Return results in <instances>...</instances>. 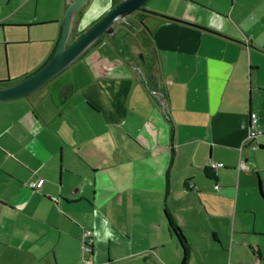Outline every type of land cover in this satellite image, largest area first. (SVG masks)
I'll list each match as a JSON object with an SVG mask.
<instances>
[{"label":"crops","instance_id":"1","mask_svg":"<svg viewBox=\"0 0 264 264\" xmlns=\"http://www.w3.org/2000/svg\"><path fill=\"white\" fill-rule=\"evenodd\" d=\"M120 1L90 0L77 14L75 36ZM186 1L222 20L204 19L195 6L166 13L178 19L147 16L152 32L139 26L149 42L141 58L127 43L128 25L118 23L119 36L103 41L113 48L88 49L63 82L54 81L57 74L28 95L0 100L15 106L12 124L0 117V264H80L86 226L95 236L86 264H180L183 249L166 209L190 244L188 264H264V229L239 196L241 188L253 195L254 176L261 194L264 0H223L224 9L214 0ZM122 41L130 50L124 55ZM84 99L94 114L80 121L73 106ZM251 112L263 130L253 140ZM6 130H14L12 146ZM242 158L246 170L238 168ZM39 178V187L30 186ZM240 212L254 213V223L238 227ZM42 236L50 238L37 248Z\"/></svg>","mask_w":264,"mask_h":264},{"label":"rangeland","instance_id":"2","mask_svg":"<svg viewBox=\"0 0 264 264\" xmlns=\"http://www.w3.org/2000/svg\"><path fill=\"white\" fill-rule=\"evenodd\" d=\"M214 1L215 4L220 6L222 9L225 8L223 0ZM221 1L223 4L219 3ZM66 4V0H0V80H7L13 77L16 78L21 73L33 71L40 64H43L44 60H46L47 54L51 50L53 42L52 38H54L58 34H56V31H59L61 24H63V8ZM144 6L149 10L164 12L168 14L176 12L174 11L176 9L180 12H182L183 9L186 11H191L192 9H195V6L197 11L202 12L201 16L204 19H207V17L211 14L215 15L213 12H211L210 9H205L198 5L193 6L186 0H148ZM106 9L107 8L103 6L100 11L102 12ZM179 11L178 13H180ZM221 15V13L215 15V17H218V21L222 20ZM142 16L143 13L141 12V10H138L128 16V32L127 36L125 35L127 43L131 44L132 51L136 54L134 57L139 56L140 58V53L146 52L145 49L148 46L147 43H149L148 41L145 43V39L142 36L143 33H140L139 26L144 28L146 26L141 22ZM150 16L151 15H149L148 18H150ZM181 17L187 19L184 16ZM96 20L98 21L99 19ZM102 37L107 36L104 35ZM75 38V36H72L69 42H72ZM105 39L106 38L100 40L94 46H92L89 49V52L96 49L106 51L111 50L113 48L112 46L103 43V41H106ZM102 45L105 46L103 47ZM120 45L121 46L118 47L116 46L118 53L124 55L123 48H125L126 51H128L129 49H126L123 41ZM112 57H114L113 59H116V57L118 56ZM140 58H138V60ZM80 59L74 61L71 65H73L74 67L79 65L81 66L80 63H82V60ZM69 69L70 65L65 68L60 74H58L57 78L54 81L57 83L63 82L67 73L69 72ZM74 98L75 99L72 101L73 103L78 100L76 96H74ZM4 106H6V109L4 108ZM73 109H76L75 113L79 117H81L80 121H83L90 117L91 114H94L90 103H88L85 99L83 100V102H77V104L73 106ZM14 111L15 106H13V104L0 103V117H3L2 120L4 121V125L12 124L11 117L14 115ZM1 112L3 113V115L1 114ZM2 120L0 119V122ZM103 129L104 127L101 125L97 127V130L95 131H102ZM71 130H73V128ZM7 132L8 130H6L3 134H6ZM14 135V130H11V135L9 134V132L5 135L7 137V140L9 139V143L11 146L14 144ZM257 160L259 164L258 171L259 177L261 179V188L264 192V150L260 151ZM254 178L256 180L257 187H255L253 195H246L247 192H242L241 188L239 190V196H241V203L244 200H247V203L244 204L255 210L257 215L256 225L264 229V200L261 198L257 177L254 176ZM3 190L10 191L5 187ZM244 197L246 199H243ZM191 199L194 201L193 198ZM195 202L196 201H194L193 204ZM239 214L244 215V220L238 221V227H241L242 225H248V223L250 222H252V224L254 223V213L252 214L253 218L250 217V215L247 213L240 212ZM40 225L41 224L39 223L38 226L40 227ZM219 226L221 227V230L225 231V233L227 234L228 228L231 226V223L227 218L223 217V219H221V221L219 222ZM85 229L89 228L86 226ZM38 236H40V234ZM50 236H47L45 238L42 236L40 239H38L36 245L39 243L40 244L37 248H44V243L47 238H50ZM81 253L82 262L80 264L89 263L87 262V259L90 256L88 254H85L83 251ZM193 264H197V262L195 261L193 262Z\"/></svg>","mask_w":264,"mask_h":264},{"label":"water","instance_id":"3","mask_svg":"<svg viewBox=\"0 0 264 264\" xmlns=\"http://www.w3.org/2000/svg\"><path fill=\"white\" fill-rule=\"evenodd\" d=\"M147 1L121 0L91 27L76 37L74 30L77 14L89 4L90 0H66L67 8L63 18V29L54 54L35 72L12 83L0 85V100L21 97L37 90L80 58L102 36L115 34L117 24L138 10L178 19L164 12L145 8L144 5ZM72 36L76 38L69 42Z\"/></svg>","mask_w":264,"mask_h":264},{"label":"built area","instance_id":"4","mask_svg":"<svg viewBox=\"0 0 264 264\" xmlns=\"http://www.w3.org/2000/svg\"><path fill=\"white\" fill-rule=\"evenodd\" d=\"M154 93L156 94V96H160L161 94H159L157 91H154ZM163 96V95H162ZM248 136L247 139L249 140H253L256 137H258L259 135L263 134V130L258 127V116L256 112H251L250 113V119L248 122ZM245 143H243L244 145ZM242 145V146H243ZM256 145L253 144V147H255ZM225 163L223 161L215 163V162H211V166H216V165H224ZM238 168L240 170H246L249 168V165L247 163V161L245 159H241L239 164H238ZM44 182L43 178H39L36 181H33L30 183V186L32 187H39L42 183ZM189 186L193 187L194 186V182L190 181L189 182ZM216 188H219V184H215ZM82 248L85 254H88L91 257V253L93 251V247H94V241H95V236L92 232L91 229H85L83 232V236H82ZM89 257V258H90ZM89 258L87 259V262L89 261Z\"/></svg>","mask_w":264,"mask_h":264},{"label":"trees","instance_id":"5","mask_svg":"<svg viewBox=\"0 0 264 264\" xmlns=\"http://www.w3.org/2000/svg\"><path fill=\"white\" fill-rule=\"evenodd\" d=\"M149 15L155 16L152 13L145 12V13H143V18H142L143 19V24L146 25L144 29L148 32V34H150L152 32L151 26L146 23V17L149 16ZM83 32H84V30L83 31L82 30L79 31L77 33L76 37H78ZM101 38L98 41H100ZM8 82H11V81L9 79L0 80V85L8 84ZM261 146L264 147V145H261ZM260 189H261V194L264 197V192H263V190L261 188V185H260ZM165 214H166V218H167V221H168V224H169V227H170L172 233L176 236V238L180 242V244L182 246V249H183V256H182L180 264H188L189 263V259H190V252H191L190 244H189V242H188V240H187L182 228L180 227V225L178 224L176 219L173 217V215L171 214L169 209L165 210ZM94 243H95V241H94Z\"/></svg>","mask_w":264,"mask_h":264},{"label":"flooded vegetation","instance_id":"6","mask_svg":"<svg viewBox=\"0 0 264 264\" xmlns=\"http://www.w3.org/2000/svg\"><path fill=\"white\" fill-rule=\"evenodd\" d=\"M142 13H145V12H143V11H141ZM142 18H143V16H142ZM141 18V22L143 23V19ZM123 22V24H125L123 27H125V26H127L128 25V17H126L123 21H121V22H119V23H122ZM116 34H117V29H116V33L115 34H113V35H111V34H105L107 37H102L101 38V40H103L104 38H106V39H110V41L112 40L111 38H116V37H118V36H116ZM99 42V41H98ZM97 43V42H96ZM95 45V44H94ZM93 45V46H94Z\"/></svg>","mask_w":264,"mask_h":264}]
</instances>
